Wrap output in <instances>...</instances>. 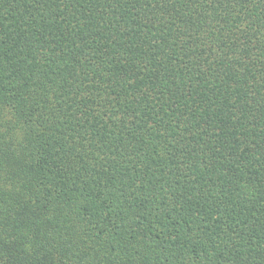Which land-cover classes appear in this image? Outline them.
Masks as SVG:
<instances>
[{
	"label": "trees",
	"instance_id": "trees-1",
	"mask_svg": "<svg viewBox=\"0 0 264 264\" xmlns=\"http://www.w3.org/2000/svg\"><path fill=\"white\" fill-rule=\"evenodd\" d=\"M0 264H264V0H0Z\"/></svg>",
	"mask_w": 264,
	"mask_h": 264
}]
</instances>
